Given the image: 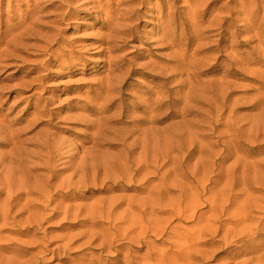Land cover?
<instances>
[{"label":"bare ground","instance_id":"1","mask_svg":"<svg viewBox=\"0 0 264 264\" xmlns=\"http://www.w3.org/2000/svg\"><path fill=\"white\" fill-rule=\"evenodd\" d=\"M78 1L60 0V5L53 7L54 0H10L9 6L4 8L1 5L3 0H0V67L16 60L23 40L42 37L40 30L43 26L68 21L83 10L103 15L107 33L101 42L107 45L119 42L121 45L109 49H121L127 43L139 40L138 26L134 22L143 12L152 10L156 14V25L149 34L155 36L152 41L164 53L144 63H113L106 67L107 76L98 80L86 96L85 111L89 116H99L98 119L79 117L89 130L83 143L89 146H76L65 153L69 164L79 157L84 160L79 164L80 168L103 173L105 179L100 191L134 190L133 185L129 186L128 172L139 175L149 168L158 174L161 151L172 139L185 142L196 130L214 132L221 126L232 95V86L227 78L240 74L242 64L238 58L239 51H234L232 60L224 55L226 28L220 26L218 34L206 35V32L217 18L222 23L238 22L234 16L240 13L242 3L240 0H224L218 9L206 11L201 7L209 1L212 4L223 0H203L190 16L191 19L196 18V24L201 26H187L185 31L179 32L175 15L179 13L177 4L180 0H87L77 4ZM85 4L89 6L87 9L83 7ZM230 4L234 6L229 8ZM65 5L68 7L66 12H56ZM51 17L54 19L46 21ZM206 22L210 26L203 27ZM23 27L24 31H21ZM238 33L241 29L236 28L235 34ZM216 36L219 39L213 44ZM50 43L51 40L46 41L47 45ZM211 50L218 52V56H213ZM131 76H149L152 80L136 86L132 82L126 83ZM185 88L188 91L182 97ZM1 92L0 97H3ZM112 107L114 110L111 112ZM44 117V111L38 110L26 125L12 128L0 113V264H47L50 259L66 262L67 255H75L69 259L76 264H147L142 261L147 260V256H131L130 249L127 250L129 243L115 245L129 240L128 236L118 238L93 233L88 220L78 219L77 215L70 228L84 227L86 230L59 236L49 234L50 223L58 218H61L57 223L60 230L66 231V214L60 209L65 195L52 191L55 187L53 176L59 173L54 170L55 159H63L60 153L63 142L51 138L48 132L45 135L42 130L32 138L25 137L45 123ZM178 118L184 121L183 128L187 133L177 134L175 121ZM52 120L53 116L47 125L55 128ZM164 123L167 125L161 126ZM137 149L140 153L134 157ZM180 149L183 148L180 146ZM242 176L239 192L244 197L243 203L235 204L229 210L230 204L205 207L208 211L202 216L213 210L218 213L206 219L198 240L186 241L188 250L192 246L201 249L191 261L264 264V197L259 195L261 189L249 186L245 170ZM253 182L258 185L256 180ZM148 183L150 180H145V184ZM54 202L56 207H52ZM107 232L108 228L103 230L104 234ZM203 238L208 239L202 241ZM54 243L57 245L52 247ZM142 248L136 247V252ZM188 250L176 252L185 258L183 263L172 264L190 262ZM96 251L99 255L92 256ZM169 254L161 256L156 264H170L165 259ZM221 254H226V257L218 259ZM87 255L91 259L88 260Z\"/></svg>","mask_w":264,"mask_h":264},{"label":"rangeland","instance_id":"2","mask_svg":"<svg viewBox=\"0 0 264 264\" xmlns=\"http://www.w3.org/2000/svg\"><path fill=\"white\" fill-rule=\"evenodd\" d=\"M54 1L53 7L60 5V0ZM86 1L79 0L77 4ZM202 1H179V13L175 15L179 32L185 31L187 26H201L196 24V18L191 19L190 16ZM223 2L211 4L209 1L201 10H216ZM9 3L10 0H3L1 5L7 8ZM240 3V13L234 16L238 22L222 23L217 18L206 32V35L218 34L220 26L226 28L223 36L226 40L224 55L232 60L234 51H239L238 58L242 64L240 74H232L227 78L232 86V95L221 126L214 132L196 130L185 142L172 139L161 151L158 174L149 168L139 175L128 172L131 179L129 186L133 185L134 190L121 188L100 191L105 179L103 173L91 168H80L79 164L84 160L79 157L69 164L65 153L76 146H89L83 144L84 135L89 130L79 117L98 119L99 116H89L85 111L86 96L98 80L107 76L106 67L113 63H144L164 53L152 41L155 36L149 34L156 25V14L152 10L143 12L134 22L138 26L139 40L127 43L121 49H109L121 45L119 42L109 45L101 42L107 33L103 15L83 10L68 21L43 26L40 30L42 37L23 40L16 60L1 64L0 88L12 87L10 90H0L4 95L0 97V113L10 123L9 126L23 127L32 119L33 113L42 110L45 123L38 125L25 137L32 138L42 130L45 135L48 132L51 138L63 142L60 150L63 159H55L54 170L59 173L53 176V180L50 179L55 185L52 191H60L65 195L60 209L66 214L67 224L64 227L66 231L62 232L57 224L61 218L53 219L48 231L51 236L86 230L84 227L70 228L77 215L78 219L88 220L93 233L118 238L128 236L129 240L119 241L115 245L129 243L127 250L130 249L131 256H147V260H142L147 264H156L161 256L171 252L165 258L170 264L183 263L185 258L176 252H187L186 241L198 240L206 219L218 213L213 210L202 216L208 211L205 207L230 204L229 210L235 204L244 202L239 192L242 189L243 170L246 171L249 186L261 189L259 195L264 197V0H240ZM233 6L230 4L229 8ZM83 7L87 9L89 6L85 4ZM67 8L65 5L56 12L64 13ZM224 15L228 17L227 13ZM202 26H210V23L206 22ZM236 28L241 29V33L235 34ZM21 31H24V27ZM49 35L53 38L49 39ZM218 39V36L213 37V44ZM47 40H51L49 45L46 44ZM211 52L213 56H218V52ZM217 77H220L219 74ZM151 80L149 76H131L126 79V83L140 86L142 82ZM125 91L129 92L130 89ZM187 91V88L183 89L182 97ZM113 110L114 107L111 112ZM51 116L55 128L47 125ZM175 122L177 134L187 133L181 118ZM166 125L164 123L161 126ZM180 146L183 149L178 150ZM191 148L195 150L191 151ZM139 153L140 149H137L134 157ZM145 180H150V183L145 184ZM56 205L54 202L52 207ZM106 228L108 232L104 234ZM207 239L203 238L202 241ZM142 240L143 244L140 243ZM56 245L54 243L52 247ZM138 246L143 248L136 252ZM200 251L192 246L188 250L190 262L186 264H210L209 260L191 261L192 256L198 255ZM91 255L97 256L99 253L96 251ZM73 257L75 255H67L66 262L50 259L47 264H76L70 262ZM224 257L226 254H221L218 259ZM86 258L89 260L91 256L87 255Z\"/></svg>","mask_w":264,"mask_h":264}]
</instances>
